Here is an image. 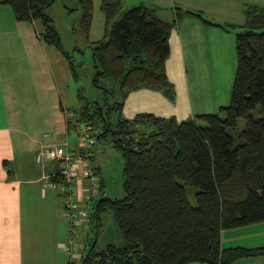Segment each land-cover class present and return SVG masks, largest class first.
Returning a JSON list of instances; mask_svg holds the SVG:
<instances>
[{
  "label": "trees",
  "instance_id": "trees-1",
  "mask_svg": "<svg viewBox=\"0 0 264 264\" xmlns=\"http://www.w3.org/2000/svg\"><path fill=\"white\" fill-rule=\"evenodd\" d=\"M55 1L0 0V4L10 6L18 21L39 20L44 28L40 38L61 52L77 80L73 54L63 48L46 12ZM78 1L80 28L87 33L93 2ZM123 1L101 0L104 37L91 45L92 82L108 96L85 103L75 111V122H67L68 126L87 122L97 130L90 155L79 147V135L76 148L66 143L88 161L101 140L120 150L123 195L97 198L101 180L89 163L99 177V189L88 199H78L89 220L74 226L96 232L105 211L112 210L124 243L96 250L95 238L78 264H229L242 257L264 256V246L222 248L220 243L223 230L264 221V6L247 5L244 23L237 26L213 23L180 7L171 21H165L155 7L140 2L122 9ZM185 16L226 31L234 29L237 62L229 104L217 113L181 121L151 113L125 118L122 107L132 90L148 88L174 99L165 69L168 38ZM113 111L115 120L109 117ZM196 118L204 123L198 124ZM241 119L245 125L240 131ZM49 181L67 196L60 168Z\"/></svg>",
  "mask_w": 264,
  "mask_h": 264
},
{
  "label": "crops",
  "instance_id": "crops-1",
  "mask_svg": "<svg viewBox=\"0 0 264 264\" xmlns=\"http://www.w3.org/2000/svg\"><path fill=\"white\" fill-rule=\"evenodd\" d=\"M140 2L157 8L158 16L165 21H171L175 8L180 7L199 12L213 23L237 26L244 23L247 5L264 6V0ZM169 6L168 17L159 14ZM10 8L0 4V264H78L79 258L71 259L65 250L69 224L62 188L47 185L60 164L35 158L41 145L54 147L68 142L70 149L75 148L69 141L72 125H67L72 113L63 99L71 72L61 52L40 38L44 29L41 22L18 21ZM233 32L204 24L196 16L183 17L169 34L170 53L165 62L174 99L148 88L132 90L124 100L123 116L132 119L140 113H151L181 121L217 113L221 106L228 105L231 89L228 84L223 92L219 89L224 101L218 99L213 72L218 63L227 70V78L235 72ZM206 103L213 105L211 111ZM94 157L91 163L99 174ZM76 167L75 190L82 197L86 179L81 164ZM100 180L99 194L103 191L101 176ZM220 243L222 248L264 246V221L225 229ZM77 254L82 255L79 251ZM229 264H264V256L242 257Z\"/></svg>",
  "mask_w": 264,
  "mask_h": 264
},
{
  "label": "rangeland",
  "instance_id": "rangeland-1",
  "mask_svg": "<svg viewBox=\"0 0 264 264\" xmlns=\"http://www.w3.org/2000/svg\"><path fill=\"white\" fill-rule=\"evenodd\" d=\"M140 1L141 0H124L122 9L137 5ZM92 2L93 21L92 27H90L87 33L80 28L81 8L78 0H56L46 10L47 14L52 17L53 22L59 31L63 48L73 54L74 62L77 64L76 70L78 73V79H71L68 82V86L65 87L63 98L66 107L69 109L68 111L71 113L75 111L78 112L81 106L91 100L94 102L97 100L102 101L105 95L108 96L103 88L95 86L92 82L94 64L92 60L91 45L95 41L104 37V14L100 9L101 0H92ZM7 8H10V6L7 5ZM170 9V6L162 8V12L159 14L168 17L167 15H169ZM10 10L12 9L10 8ZM234 59L236 67L237 58L235 51ZM233 75L234 73L230 74V78H227V70L224 71L219 63L216 65V70L213 72V76L217 85H213V89L215 88V92L217 91L218 99L224 101L221 92L224 91L223 89H227V84L228 87L232 89ZM102 80L103 79H101V81ZM219 89H221V92H219ZM205 105L207 106L206 109L211 111L213 105H208V103ZM109 117L111 120H115L117 118V113L113 111L109 114ZM196 122L198 124L204 123L197 118ZM244 125L245 121L242 119L239 120L238 127L240 131L244 128ZM78 129L79 126L78 124L75 125V123L74 126L72 125L69 129V141L71 147L76 148L77 146ZM96 131L97 130L94 128L93 132ZM41 140L44 142L46 141V138L42 136ZM93 153L95 155L93 163L96 166L98 165L99 174L103 180V191L97 196V198H100L103 194L110 198H120L123 195L122 182L124 167V159L120 150L116 149L105 140H101L96 143ZM92 158L89 160L91 166ZM84 194L85 192L82 190V197H79L77 193V198L79 200L82 199ZM64 198L66 201L65 196ZM87 208L91 210V203L88 204ZM95 238L96 250L103 249L105 245L109 243L115 245H121L124 243L123 235L117 225L112 210L105 211L96 232L87 230L84 226H78L74 234V242L77 244V251L85 254Z\"/></svg>",
  "mask_w": 264,
  "mask_h": 264
},
{
  "label": "built area",
  "instance_id": "built-area-1",
  "mask_svg": "<svg viewBox=\"0 0 264 264\" xmlns=\"http://www.w3.org/2000/svg\"><path fill=\"white\" fill-rule=\"evenodd\" d=\"M76 113L73 112L71 117L74 118ZM78 135H79V147L82 148L86 155H90V148L95 142V136L92 129V125L87 122L78 123ZM35 158L38 162H42L44 159L59 160L60 171L63 175L64 181L67 184V193L65 201V217L68 221L69 234L67 238V244L65 250L69 253L71 259L80 258L77 254V244L74 242V234L76 228L74 225L78 224L79 220L88 222V212L83 209L78 203L77 193L75 185L73 184L77 176L76 164H81L82 176L86 179V185L83 190L85 196L83 198L88 199L93 194L97 193L99 189V177L89 165V161L84 159L85 157L81 153H73L68 147L67 143H63L60 146L50 147L47 145H41L35 154ZM48 186H56L53 182H48Z\"/></svg>",
  "mask_w": 264,
  "mask_h": 264
},
{
  "label": "water",
  "instance_id": "water-1",
  "mask_svg": "<svg viewBox=\"0 0 264 264\" xmlns=\"http://www.w3.org/2000/svg\"><path fill=\"white\" fill-rule=\"evenodd\" d=\"M101 110V109H100Z\"/></svg>",
  "mask_w": 264,
  "mask_h": 264
}]
</instances>
